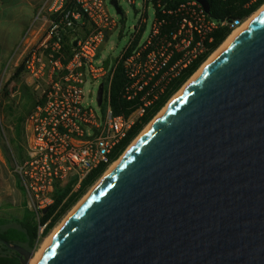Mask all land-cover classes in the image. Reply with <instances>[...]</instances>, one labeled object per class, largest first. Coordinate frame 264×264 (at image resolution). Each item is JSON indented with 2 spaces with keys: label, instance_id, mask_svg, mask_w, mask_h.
I'll return each mask as SVG.
<instances>
[{
  "label": "water",
  "instance_id": "water-1",
  "mask_svg": "<svg viewBox=\"0 0 264 264\" xmlns=\"http://www.w3.org/2000/svg\"><path fill=\"white\" fill-rule=\"evenodd\" d=\"M167 105L35 264H264V11Z\"/></svg>",
  "mask_w": 264,
  "mask_h": 264
},
{
  "label": "built area",
  "instance_id": "built-area-1",
  "mask_svg": "<svg viewBox=\"0 0 264 264\" xmlns=\"http://www.w3.org/2000/svg\"><path fill=\"white\" fill-rule=\"evenodd\" d=\"M107 1L53 0L47 6L50 13L75 3L88 20V32L78 39L76 50L66 59L61 24L73 22L67 20L68 15L49 18L39 39L29 42L20 64L28 76L24 87L30 108L24 122L26 157L16 162L15 171L26 193V206L39 224V245L53 230L44 235L52 216L45 222L43 217L57 195L70 188L63 201L68 203L81 193L84 182L100 165L107 167L106 174L130 145L118 158H114L115 149L142 121L149 107L163 98L170 83L187 67L209 52L216 29L222 24L234 31L248 20L220 21L198 0L177 4H171V0H125L134 6L140 3L136 9L139 18L121 54L107 58V64L106 60L99 61L101 48L121 28L120 19L109 12ZM150 7L154 17L145 36ZM73 15L79 17L80 13ZM119 66L127 78L124 96L135 101L128 114L114 113L111 104L112 83ZM88 79L104 83L102 104L98 99L100 84L96 96L99 111L92 103H84Z\"/></svg>",
  "mask_w": 264,
  "mask_h": 264
},
{
  "label": "trees",
  "instance_id": "trees-1",
  "mask_svg": "<svg viewBox=\"0 0 264 264\" xmlns=\"http://www.w3.org/2000/svg\"><path fill=\"white\" fill-rule=\"evenodd\" d=\"M184 0H171V4H177ZM211 4V16L220 21L225 19L240 18L242 20L248 19L255 11L264 5V0H209ZM74 13H80L79 17H75ZM68 15L73 23L69 25L65 21L61 24L63 50L66 54V59L70 58L76 46L74 41L84 36L88 30V20L86 16L80 11L75 3L69 2L65 8L56 13L49 12L50 19H60ZM233 32V28L229 25H220L213 34V41L210 43L209 52L203 57L193 62L187 67L182 75L173 80L166 94L156 104L149 107L147 113L133 129H131L127 137L120 143L114 151V158H118L124 151L132 144V142L144 130L145 126L149 124L155 116L163 109L168 101L188 82V80L200 69L202 64L207 60L210 54L217 50ZM108 64L109 61L106 60ZM18 78L17 75H11L0 89V107H4L6 102L7 115L10 117V124L12 126L11 137L16 144V150L19 153L20 161L26 157L25 146L21 145L24 139V122L26 115L21 111L12 98V93L15 90L13 83ZM126 75L122 66H119L115 72L112 89H111V104L114 113L128 114L132 110L135 101H131L124 96L126 86ZM21 142V144H20ZM105 165H100L84 182L83 189L80 194L73 197L68 203H63L64 198L70 191V188L63 193L57 195L55 204L44 215L45 222L52 216L51 223L48 224L44 231L47 236L56 224L64 217L70 208L80 199V197L87 191L88 187L93 185L106 171ZM17 185L19 188H24L20 178L17 176ZM25 206V205H24ZM57 209H59L57 211ZM39 224L35 218V214L30 211L27 206L22 217L16 216H0V264H24L23 256L16 249L10 248L5 241L14 244H19L25 248L35 251L38 246Z\"/></svg>",
  "mask_w": 264,
  "mask_h": 264
},
{
  "label": "rangeland",
  "instance_id": "rangeland-1",
  "mask_svg": "<svg viewBox=\"0 0 264 264\" xmlns=\"http://www.w3.org/2000/svg\"><path fill=\"white\" fill-rule=\"evenodd\" d=\"M119 5L121 6V8L123 10V14H119L117 12L115 6L111 3V0H108L107 1V7H108L109 12L113 16H115L118 19H120L121 28H120V30H117L113 34H111L108 37L107 41L103 44V46L101 48V55L99 57V61L106 60L109 57H111V58L117 57V56H119L121 54L124 46L126 45L128 39L130 37L132 28L135 26V24L138 21L139 13H138V11L136 9H138L140 7V3H137L136 6H134V5L130 4L129 2L125 1V0H120L119 1ZM4 10H5V8H4ZM4 10H3L4 14H6V15H8L9 13L11 14V10L10 9H6L7 11H4ZM153 17H154L153 8L150 7V9H149V22H148L147 29L145 31V36L150 32V28H151V25H152ZM250 17L248 18V20L250 19ZM19 18L20 19H18V20H16V22H14L15 25H13V26H15V28L12 31H10V35H9V38H8V41H7V43L10 45L9 50H8V51H11L10 54L8 53L9 54L8 55L6 52L3 54L4 48L0 47V54L1 55L3 54L4 57L8 56L7 57V64H6V66H8V67L11 65L13 58L16 56V54L18 52L17 47L14 45V39L18 37V34H21L22 33V25H23V21H24L23 20V15L21 17H19ZM5 20L6 19H3V18L0 19V27L6 28L8 25H10V24L12 25L13 21H11V18L9 19V23L7 21H5ZM37 23H38V19L31 20L30 25L26 28V30L29 28L27 32H29V30L34 25H36ZM121 30H123V33L120 36V31ZM0 38H1V35H0ZM21 42H23V40H21ZM19 45H20V43H19ZM12 51H14V52H12ZM22 59H23V57H21V60H19L20 61L19 64H21ZM9 73H10V71H9ZM9 73L7 72V74H5L4 76L1 77L0 89L3 87L4 83L7 81ZM187 83L188 82H186V84ZM99 84H100V81H92L91 79H88L86 81L85 85H84V91H85L84 103L85 104L92 103V105L98 111L100 110V107L98 106V104L96 102V96H97V91H98ZM181 89L169 101H171L181 91ZM19 95L20 96L18 97V100H16L17 101V106L24 113L25 112L27 113V111L30 108L29 102L27 101L26 98H23L21 96V93H19ZM3 123L5 124L4 120H3ZM148 125L146 126V128L148 127ZM0 140H3V142L7 144L6 152L8 154L7 155L8 161L5 164H0V172L5 171V175L12 173V176H11V181H12L13 179H15V177H17L16 171H15L16 162L17 161H20L21 159H20L19 153L16 150V144L12 140L11 133L9 132V130L7 129V127L2 126L1 124H0ZM24 143H25V140L23 139L22 144H21V142H20V144L24 146ZM104 175L105 174H103L91 186L92 188L90 187L80 197V199L70 208V210L64 215V217L56 224V226L53 228L52 232L47 236V238L53 233V231L59 225H61V223H63V221L67 218V216L75 208V206L93 189V187L104 177ZM16 196H17V193H13L11 196H6L4 198V202H5L6 206H7V209H9L11 211L10 208H12L13 209V212L15 214H16V212H15L16 206L14 204V199L16 198ZM16 211L19 214H22L23 213V210H20V208H16ZM46 239H44L41 242V244L39 245V247L35 251H33L32 258L35 257L36 254L40 251V249H41V247H42V245H43V243L45 242ZM32 258H31V260H32Z\"/></svg>",
  "mask_w": 264,
  "mask_h": 264
},
{
  "label": "crops",
  "instance_id": "crops-1",
  "mask_svg": "<svg viewBox=\"0 0 264 264\" xmlns=\"http://www.w3.org/2000/svg\"><path fill=\"white\" fill-rule=\"evenodd\" d=\"M53 0H0V19H6L9 23V19L11 18V21H13L12 25H8L6 28L0 27V47L4 48L3 54L6 52L7 54L11 51L9 50L10 45L7 43L10 31H12L15 26L16 20L20 19L23 15V25H22V33L18 34V37L14 39V45L17 47L18 52L16 56L13 58L11 65L8 67L7 64V57H4L3 54H0V81L1 77L9 73L8 78L11 75H17L18 78L15 80L13 85H17L14 92L12 93V98L14 102L17 105L18 97L20 96L19 93H21V96L23 98H27L26 93L27 90L24 87V78H28L26 73L22 72V68L19 64V60H21V57H24L26 53V47L28 48L30 45V41L35 42L39 39V36L41 35V32L43 31L42 28L45 25H48L49 22V11L47 6L52 3ZM5 8V10H4ZM6 9L11 10V14L8 15L4 14V11H7ZM8 13V12H7ZM38 19V23L34 25L29 32L26 28L30 25L31 20ZM11 23V22H10ZM28 35V38L26 36ZM26 38V39H25ZM25 39V40H24ZM23 40V42H21ZM20 43V45H19ZM27 43V45H26ZM29 44V45H28ZM14 52V51H12ZM8 54V55H9ZM23 73V74H22ZM18 95V96H17ZM6 102H4V107L1 109L0 107V124L2 126L7 127L9 132L11 133L12 126L10 124V117L7 115V108H6ZM19 108V107H18ZM22 111V110H21ZM27 113L25 112V115ZM3 120L5 124L3 123ZM3 142V140H0V164H5L8 161L7 158V152L6 147L7 144ZM17 175V174H16ZM12 173L6 174L5 171L0 172V216L7 217V216H16V217H22L24 215V211L26 208V193L24 188H19L17 185V177L11 181ZM13 193H17L16 198L14 199V204L16 208H20V210H23L22 214H19L16 211V214L13 212V209L11 211L7 209V206L4 202V198L6 196H11ZM15 195V194H14ZM25 205V206H24Z\"/></svg>",
  "mask_w": 264,
  "mask_h": 264
},
{
  "label": "bare ground",
  "instance_id": "bare-ground-1",
  "mask_svg": "<svg viewBox=\"0 0 264 264\" xmlns=\"http://www.w3.org/2000/svg\"><path fill=\"white\" fill-rule=\"evenodd\" d=\"M264 11V5L263 7H261L258 11L254 12V14L250 17V19L245 22L242 26L238 27L237 29H235L230 35L229 37L225 40V42L209 57V59L202 65V67L200 68V70L194 75L192 76V78L188 81V83L181 89V91L186 88L192 81L193 79L202 71V69H204L221 51L222 49L234 38H236L237 36H239L246 28L247 26L262 12ZM180 93V92H179ZM178 93V94H179ZM177 94V95H178ZM176 95V96H177ZM175 96V97H176ZM168 107V105L166 106ZM165 107V108H166ZM165 108L163 110H165ZM115 166V164L110 168V170ZM64 222V221H63ZM63 223H61L62 225ZM61 225H59L54 231L53 233L45 240V242L43 243L40 251L36 254L35 257L32 258L31 260V264H35L36 260L38 259V257L43 253V251L46 249V247L48 246V244L50 243V241L52 240V238L54 237V235L57 233V231L59 230V228L61 227Z\"/></svg>",
  "mask_w": 264,
  "mask_h": 264
}]
</instances>
